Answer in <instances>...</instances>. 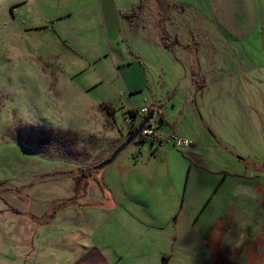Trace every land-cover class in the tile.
I'll use <instances>...</instances> for the list:
<instances>
[{
    "label": "rangeland",
    "instance_id": "1",
    "mask_svg": "<svg viewBox=\"0 0 264 264\" xmlns=\"http://www.w3.org/2000/svg\"><path fill=\"white\" fill-rule=\"evenodd\" d=\"M256 2L248 23L238 17L237 0H138L117 42L125 49L120 70L128 66L136 77L133 92L112 73L107 80L93 76L94 68L53 31L17 25L9 36L8 26L0 29V264H28L20 255L25 236H33L37 221L62 223L68 206H79L80 218L97 220L103 232L114 204L146 189L171 196L177 188L183 197L186 187L213 182L207 168L234 171L254 161L264 170V0ZM164 31L177 42L168 49ZM106 64L111 71L110 59ZM128 105L154 111L162 142L138 135L110 164L96 167L98 186L88 167L129 137ZM173 135L188 144L167 141ZM75 195L77 203L57 208ZM52 227L53 238L63 235Z\"/></svg>",
    "mask_w": 264,
    "mask_h": 264
},
{
    "label": "crops",
    "instance_id": "2",
    "mask_svg": "<svg viewBox=\"0 0 264 264\" xmlns=\"http://www.w3.org/2000/svg\"><path fill=\"white\" fill-rule=\"evenodd\" d=\"M237 1L242 8L238 17L249 23L258 11L256 0ZM137 2L131 6L126 0H0V29L8 26L9 36L17 25L29 32L53 31L58 42L94 68L93 76L107 80L104 76L112 73L133 92L136 77L128 66L120 70L125 49L117 42L125 30L123 21L127 24L132 18L122 14ZM91 86L81 88L88 92ZM138 108L128 105L123 112ZM254 163L234 171L207 168L206 175H215L213 182L192 187L193 191L186 187L183 197L177 188H173L177 195L170 196L153 187L131 202L115 203L109 211L112 224L103 232H98L102 224L97 220L80 218L81 212L74 211L79 206H68L63 211L71 212L62 223L38 224L32 237V232L25 236L20 255L28 264H264V170ZM241 184L251 185L259 199L234 196ZM116 215L119 218L113 219ZM53 225L63 233L58 239L48 234ZM47 257L53 262L47 263Z\"/></svg>",
    "mask_w": 264,
    "mask_h": 264
},
{
    "label": "built area",
    "instance_id": "3",
    "mask_svg": "<svg viewBox=\"0 0 264 264\" xmlns=\"http://www.w3.org/2000/svg\"><path fill=\"white\" fill-rule=\"evenodd\" d=\"M149 111H150L149 107L144 106L139 109H135V113L133 115L131 113H128V117L126 118V123L130 126L131 131L137 128L139 124V117L144 118L149 113ZM156 127H157L156 125L152 124V119H151V121L144 126V128L139 134V137L145 140H149L151 142H156L157 140L159 141L161 138L159 137L156 131ZM168 140H171L172 143L177 147L188 144V141L186 139H181L179 137H176L175 135L167 138V141Z\"/></svg>",
    "mask_w": 264,
    "mask_h": 264
},
{
    "label": "trees",
    "instance_id": "4",
    "mask_svg": "<svg viewBox=\"0 0 264 264\" xmlns=\"http://www.w3.org/2000/svg\"><path fill=\"white\" fill-rule=\"evenodd\" d=\"M138 7H139V5L136 7V8H133L130 12H127V13H125V17H128V18H130V17H134L136 14H137V10H138ZM161 43H162V45L165 47V48H171L173 45H175V44H177V42L176 41H174V40H172L171 38H169V36H168V34L164 31V32H162L161 33ZM151 111H153V110H151ZM110 112V111H109ZM129 113H131L132 115L135 113V109H132V110H130L129 111ZM161 122V121H160ZM133 132V130L130 132V134ZM91 171H89L90 172V175H89V180H91V181H95L97 184H98V186H100V183L98 182V180L97 179H95V177H94V172L96 171V166H91V167H88ZM95 168V169H94ZM79 187V186H78ZM77 191H79V190H77V188L75 189V193H77ZM83 192V194H84V190L82 191ZM80 198V196H78V195H75V196H73V197H71V198H69V200H64V201H62V202H60L58 205H57V208L59 209V210H61V208L62 207H64L65 205H68V203H77V199H79ZM18 213H21V212H18ZM33 217V216H32ZM49 217H50V215H49ZM35 218H37V217H35ZM50 221H51V219L49 218H46L45 220H43V221H37V223L38 224H41V225H46V224H48V223H50ZM167 259H168V255L167 256H164L163 257V263H165L166 261H167Z\"/></svg>",
    "mask_w": 264,
    "mask_h": 264
},
{
    "label": "water",
    "instance_id": "5",
    "mask_svg": "<svg viewBox=\"0 0 264 264\" xmlns=\"http://www.w3.org/2000/svg\"><path fill=\"white\" fill-rule=\"evenodd\" d=\"M154 115V111H150L142 120V122L137 126V128L129 135V137L127 138V140L125 141L124 144H122L120 147H118L115 151L112 152V154L104 161L100 162L99 164L96 165V167L98 169H101L105 166H107L108 164H110L115 157L118 155V153L129 143H131L134 139H136L138 137V135L140 134V132L142 131V129L144 128V126L146 124H148L151 119L153 118Z\"/></svg>",
    "mask_w": 264,
    "mask_h": 264
},
{
    "label": "clouds",
    "instance_id": "6",
    "mask_svg": "<svg viewBox=\"0 0 264 264\" xmlns=\"http://www.w3.org/2000/svg\"><path fill=\"white\" fill-rule=\"evenodd\" d=\"M233 195L238 199H249L253 201L259 199V194L257 193V191L251 185L246 184L238 185L233 190Z\"/></svg>",
    "mask_w": 264,
    "mask_h": 264
}]
</instances>
